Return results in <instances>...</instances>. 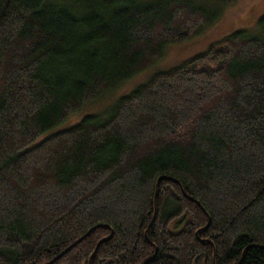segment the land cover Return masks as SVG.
I'll list each match as a JSON object with an SVG mask.
<instances>
[{"label":"trees","instance_id":"obj_1","mask_svg":"<svg viewBox=\"0 0 264 264\" xmlns=\"http://www.w3.org/2000/svg\"><path fill=\"white\" fill-rule=\"evenodd\" d=\"M231 0H0V264H264V13L56 130Z\"/></svg>","mask_w":264,"mask_h":264},{"label":"rangeland","instance_id":"obj_2","mask_svg":"<svg viewBox=\"0 0 264 264\" xmlns=\"http://www.w3.org/2000/svg\"><path fill=\"white\" fill-rule=\"evenodd\" d=\"M206 1V0H205ZM215 2L216 0H209ZM264 13V0H231L220 17L200 34L166 46L163 57L155 64L145 68L114 90L101 97L88 101L79 112L69 115L56 130L67 128L78 122L84 114L101 112L109 107L119 96L129 93L138 84L145 82L156 70H166L205 51L215 42L238 28L255 30L256 20Z\"/></svg>","mask_w":264,"mask_h":264}]
</instances>
